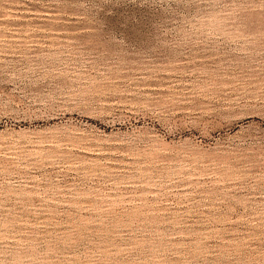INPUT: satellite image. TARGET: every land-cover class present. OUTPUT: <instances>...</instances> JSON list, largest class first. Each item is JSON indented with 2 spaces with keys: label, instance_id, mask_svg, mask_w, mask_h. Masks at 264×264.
Masks as SVG:
<instances>
[{
  "label": "rangeland",
  "instance_id": "374dc122",
  "mask_svg": "<svg viewBox=\"0 0 264 264\" xmlns=\"http://www.w3.org/2000/svg\"><path fill=\"white\" fill-rule=\"evenodd\" d=\"M0 264H264V0H0Z\"/></svg>",
  "mask_w": 264,
  "mask_h": 264
}]
</instances>
